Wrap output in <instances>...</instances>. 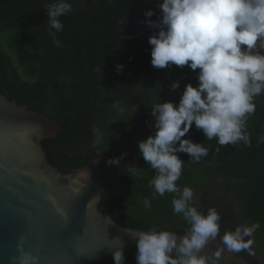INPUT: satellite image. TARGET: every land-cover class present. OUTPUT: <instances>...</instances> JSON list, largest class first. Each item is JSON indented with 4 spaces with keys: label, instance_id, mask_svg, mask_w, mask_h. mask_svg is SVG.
Listing matches in <instances>:
<instances>
[{
    "label": "trees",
    "instance_id": "obj_1",
    "mask_svg": "<svg viewBox=\"0 0 264 264\" xmlns=\"http://www.w3.org/2000/svg\"><path fill=\"white\" fill-rule=\"evenodd\" d=\"M48 2L0 0V92L65 125L58 138L42 143L50 162L68 173L115 148L144 111L176 94L198 70L151 65L148 38L158 29L144 21L159 19L162 0H70L72 11L59 18L63 30H52L60 46L48 31ZM146 10L154 15L145 17ZM117 65L123 69L117 71ZM174 81L176 90L170 88ZM255 103L247 122L251 147L220 146L193 124L184 138L203 143L208 155L193 163L188 154L177 153L184 165L176 183L193 189V204L204 213L221 205V236L238 225L259 223L254 234L264 248V143H257L264 135V94ZM133 169L103 192L100 210L128 227L183 233L188 225L172 209L176 194L154 199L149 181L155 170L141 156ZM146 198L150 209L143 206ZM240 253L252 264H264L258 255Z\"/></svg>",
    "mask_w": 264,
    "mask_h": 264
},
{
    "label": "clouds",
    "instance_id": "obj_2",
    "mask_svg": "<svg viewBox=\"0 0 264 264\" xmlns=\"http://www.w3.org/2000/svg\"><path fill=\"white\" fill-rule=\"evenodd\" d=\"M45 8L49 34L60 46L52 30H63L59 18L72 11V3L50 0ZM159 8L157 21H144L158 29L148 38L151 65L158 69L188 66L198 70L199 83L195 87L186 84L178 104L159 100L150 107L155 117L150 126L155 132L138 142L139 156L155 170L149 181L153 198L176 194L171 201L173 213L182 215L188 227L182 235L156 227L132 233L137 264H219L225 248L255 255L252 237L259 223L238 225L221 236L216 208L206 213L198 210L193 189L177 185L184 165L177 153L188 154L193 163L208 155L203 143L184 138L193 124L207 140L215 138L220 146H252L247 122L255 114V98L264 94V54L260 51L264 49V0H162ZM144 15L152 17L154 12L146 10ZM122 69L123 65H117V71ZM170 88L178 89L179 82L174 81ZM115 107L123 111L119 104ZM93 133L98 135V129L93 128ZM257 143H264V135ZM124 155L109 158L107 163L118 165ZM131 170L133 167L128 168ZM143 206L150 209L151 201L144 199ZM218 236L223 247L211 255L202 254L205 245ZM24 239L17 242L19 255L10 256L9 264H38L39 256L24 250ZM112 255L115 264H124L123 246L113 249Z\"/></svg>",
    "mask_w": 264,
    "mask_h": 264
},
{
    "label": "water",
    "instance_id": "obj_3",
    "mask_svg": "<svg viewBox=\"0 0 264 264\" xmlns=\"http://www.w3.org/2000/svg\"><path fill=\"white\" fill-rule=\"evenodd\" d=\"M188 83L197 86V74ZM185 86L166 101L178 104ZM154 121L151 110L144 111L115 148L63 173L50 162L42 141L58 138L65 125L0 92V264L19 255L21 237L24 250L39 256L38 264H115L112 252L121 246L124 264H137L132 233L143 229L119 223L99 204L103 192L138 161V142L155 132ZM122 153L118 165L107 163ZM222 247L218 236L201 253ZM219 264L252 263L225 248Z\"/></svg>",
    "mask_w": 264,
    "mask_h": 264
},
{
    "label": "rangeland",
    "instance_id": "obj_4",
    "mask_svg": "<svg viewBox=\"0 0 264 264\" xmlns=\"http://www.w3.org/2000/svg\"><path fill=\"white\" fill-rule=\"evenodd\" d=\"M111 145H112V143H109V144H108V146H111ZM219 202L223 203V199L220 198ZM213 206L216 207L215 204H213ZM218 206H221V205H218ZM220 208H221V207H220ZM221 210H222V209H221ZM252 239L254 240V243H253V247H252V249H253V251L255 252V255H258V256H259L261 259H263V261H264V248H263V246L261 245L260 240H257V239H256L255 234H253Z\"/></svg>",
    "mask_w": 264,
    "mask_h": 264
},
{
    "label": "flooded vegetation",
    "instance_id": "obj_5",
    "mask_svg": "<svg viewBox=\"0 0 264 264\" xmlns=\"http://www.w3.org/2000/svg\"><path fill=\"white\" fill-rule=\"evenodd\" d=\"M216 210L219 212V214L221 215V210H220V206L216 205Z\"/></svg>",
    "mask_w": 264,
    "mask_h": 264
}]
</instances>
